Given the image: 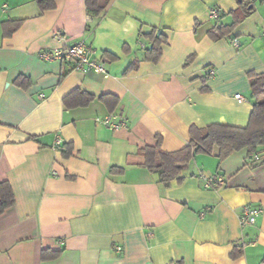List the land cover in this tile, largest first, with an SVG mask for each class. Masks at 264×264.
Here are the masks:
<instances>
[{
	"label": "crops",
	"instance_id": "1",
	"mask_svg": "<svg viewBox=\"0 0 264 264\" xmlns=\"http://www.w3.org/2000/svg\"><path fill=\"white\" fill-rule=\"evenodd\" d=\"M55 4L40 13L35 0H0V183L15 199L0 215V264H264V152L196 155L168 187L139 154L156 137L163 151L181 150L191 126L247 125L248 73L264 74V7L212 40L208 31L232 23L237 0H109L98 21L84 0ZM212 8L223 17L211 19ZM7 20L23 23L6 38ZM153 31L166 39L156 62L143 59ZM79 41L107 77L38 57ZM74 90L95 99L66 109ZM103 95L116 98L112 111ZM109 114L126 127L95 121ZM57 137L68 158L53 149ZM244 206L261 209L252 226L240 225ZM43 251L58 256L42 260Z\"/></svg>",
	"mask_w": 264,
	"mask_h": 264
},
{
	"label": "trees",
	"instance_id": "2",
	"mask_svg": "<svg viewBox=\"0 0 264 264\" xmlns=\"http://www.w3.org/2000/svg\"><path fill=\"white\" fill-rule=\"evenodd\" d=\"M109 0H84L86 14L94 20H99L108 4ZM239 7L233 14L230 25L216 24L208 31V36L212 40H218L226 37L235 26L241 23L253 11V0H237ZM40 13L55 9L56 0H35ZM264 3V0H260ZM223 15L220 12L219 20ZM23 20H7L2 22L3 36L10 37L22 25ZM90 26H88V29ZM151 42V48L145 52L144 60L156 62L161 55V45L166 43V39L153 32L146 35ZM109 61L115 60V57L109 54H103ZM137 62L133 63L130 69H134ZM250 82L251 99L253 101L252 110L245 127H233L226 125H209L203 128L191 126L189 128L188 145L181 150L174 152H165L160 148V138L156 137V144L145 146L139 150L143 158L142 167L153 175L158 184L168 187L171 182L182 181L180 173L186 169L188 164L196 155H216L219 161L224 160L233 152L246 149L249 155H257L264 152V74L248 73ZM15 85L22 88H28L30 82L25 77H18L14 81ZM95 98L81 90H74L63 98V105L66 109L85 107ZM107 105L109 110L115 107L116 98L103 95L98 98ZM63 148L61 155L68 158L71 155V148L67 145ZM264 163V158L260 159ZM113 173H121V170H111ZM15 203L12 189L8 182L0 183V215ZM241 255L240 250H234L230 257L235 259ZM58 253L43 251L42 260H53L57 258ZM264 261V260H263Z\"/></svg>",
	"mask_w": 264,
	"mask_h": 264
},
{
	"label": "built area",
	"instance_id": "3",
	"mask_svg": "<svg viewBox=\"0 0 264 264\" xmlns=\"http://www.w3.org/2000/svg\"><path fill=\"white\" fill-rule=\"evenodd\" d=\"M208 15L211 19L217 20L219 18L220 12L212 8L209 10ZM57 39H64V35L62 33L55 34ZM232 46L235 48H239V42L234 39L232 40ZM90 49L85 45L83 41H79L74 43L72 46L67 47L63 50H55L53 52H42L38 54V57L44 61L58 60L60 61L64 67H68L69 70L80 71L83 73H94L100 74L104 77H107V70L105 68L104 62L98 59H92L89 57ZM213 70H208L207 76H213ZM40 98L43 96L40 95ZM236 99L241 100L239 95L235 96ZM97 123L106 126L111 130H118L126 127V121L122 118H118V116L114 114H109L103 118H96ZM62 146V140L60 137L55 139L53 149L59 150ZM222 183V179L212 178L208 182H206L205 187L209 188L211 185H219ZM261 214V209L258 207L244 206L239 222L242 227L252 226L257 217ZM116 250L119 251L120 247H116Z\"/></svg>",
	"mask_w": 264,
	"mask_h": 264
},
{
	"label": "rangeland",
	"instance_id": "4",
	"mask_svg": "<svg viewBox=\"0 0 264 264\" xmlns=\"http://www.w3.org/2000/svg\"><path fill=\"white\" fill-rule=\"evenodd\" d=\"M246 2L248 1V0H245ZM252 1V0H251ZM262 5L263 7H264V3H261L260 2V0H253V6L256 8V6H258V5Z\"/></svg>",
	"mask_w": 264,
	"mask_h": 264
},
{
	"label": "water",
	"instance_id": "5",
	"mask_svg": "<svg viewBox=\"0 0 264 264\" xmlns=\"http://www.w3.org/2000/svg\"><path fill=\"white\" fill-rule=\"evenodd\" d=\"M240 1V0H239Z\"/></svg>",
	"mask_w": 264,
	"mask_h": 264
}]
</instances>
